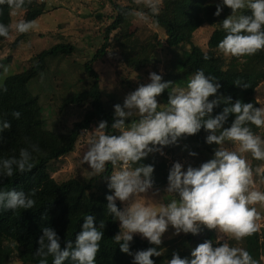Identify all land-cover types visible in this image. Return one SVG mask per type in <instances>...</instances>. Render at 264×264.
<instances>
[{
  "label": "clouds",
  "instance_id": "9594fccd",
  "mask_svg": "<svg viewBox=\"0 0 264 264\" xmlns=\"http://www.w3.org/2000/svg\"><path fill=\"white\" fill-rule=\"evenodd\" d=\"M30 0H0L11 14L22 10ZM153 15L158 14L162 0H143ZM231 9L218 28L225 35L217 49L225 57H250L264 50V0H219L214 16H220L223 7ZM140 19H145L143 15ZM37 27L34 21L18 19L14 24L0 23V37L9 38L10 31L27 33ZM204 60L210 59L205 53ZM150 82L139 85L128 93L123 103L113 105L112 132L107 131L106 121H100L90 131L80 152V161L90 168V174L101 176L107 165L112 172L107 175L106 210L113 220L119 221L115 243L121 252L133 257L132 264H154L151 257L165 251L157 250L163 234L171 227L173 234L196 235L201 228L215 230V241L206 239L191 250L190 257L181 258L176 252L167 264H258L243 247L231 246L258 231L260 215L256 204L264 205V191L255 187L254 171L243 154L264 161V137L253 133L250 126L264 129V106L242 102L218 94V79L205 75L198 69L186 85L163 81L162 76L150 72ZM234 85L247 88L239 79ZM168 90L167 103H158L157 97ZM7 91L0 87V92ZM211 97V99H210ZM223 104L220 112L213 110ZM7 114H4L6 116ZM21 113L11 116L19 119ZM233 119L224 127L229 116ZM0 116V142L3 133L10 129V122ZM205 131V143L215 144L213 154L198 167L173 162L167 175V203L156 202L146 195L153 189L154 166L141 161L149 154L164 155L165 146L176 145L183 137ZM226 142L231 147L226 146ZM39 152L36 144L19 149L18 156L0 157V179L23 174L33 168V153ZM189 156L197 155L189 151ZM261 169L255 174L259 176ZM159 192V189H156ZM35 189H0V210L32 209L36 201ZM126 206L118 208L116 201ZM94 215L87 214L75 236L74 244L66 240L61 247L60 236L50 227H43L33 256L37 264H96V255L104 237V222L94 225ZM134 234L154 245L145 250L130 252ZM215 244V246H214Z\"/></svg>",
  "mask_w": 264,
  "mask_h": 264
},
{
  "label": "trees",
  "instance_id": "16d2710c",
  "mask_svg": "<svg viewBox=\"0 0 264 264\" xmlns=\"http://www.w3.org/2000/svg\"><path fill=\"white\" fill-rule=\"evenodd\" d=\"M113 8L111 23L101 28L98 32L101 46L89 60L83 64V75L78 80L81 88L64 98L61 108L74 106L77 109H85L83 116L71 127L61 131H51L47 127L43 116L39 97L30 91V83L40 79L49 71L50 63L59 57H71L76 51V46L70 42H61L41 51L35 57L30 67L26 70L9 75L0 87L7 91L0 92V116H4L10 124V129L2 135L0 142V157L18 156L19 149L29 144H36L39 152L33 153V168L23 174H15L11 178L0 179V189L23 190L26 193L35 189L33 197L36 201L32 209H17L16 211L0 210V264H9L13 254L17 251V257L22 264H37L33 256L38 247L37 240L42 234L43 227H50L60 236L61 247L66 240L74 244L75 236L80 231V225L87 214L94 215V225L99 226L104 222V237L100 242V249L96 255V264H132L133 257L120 251L114 241L118 234L119 221L113 220L106 210V195L111 194L107 188V175L112 172V166L107 165L106 171L101 176L91 175L89 179L81 176L58 182L49 173V166L55 161L72 154L79 141L90 133L100 121H106L107 131L112 132L114 108L111 102L104 98L101 86L100 74L95 70V64L105 59L108 54L120 56L128 69V73L144 70L154 64V53L167 45L169 48L187 47L184 57L177 55L172 60V70L162 76L163 81H178L188 79L198 69H202L205 75H211L218 79L221 87L218 94L231 97L232 101L239 99L242 102H251L255 107L261 106L256 98V90L264 80V50L250 57L227 58L219 53L218 42L225 33L215 28L207 42L206 50L195 43V33L205 25H214L218 17L213 13L216 10L217 0H162L158 14L153 15L150 9L149 17L161 28L166 35L165 42L156 34L144 38L135 34L121 35L122 26L131 15L128 8H124L118 0H105ZM47 5L43 1L30 0L22 10L24 20L37 21L46 13ZM101 14L98 19H102ZM0 23L12 24L11 10L7 5L0 6ZM12 31H10L11 35ZM10 37V36H9ZM8 39V38H7ZM0 37V46L6 40ZM20 39L13 46L16 47ZM207 53L208 60L203 59ZM239 79L247 83L249 87L243 88L233 84ZM160 98L167 103L168 90H165ZM211 99V97H210ZM223 104L214 108L213 115L220 112ZM13 111L21 113L19 119L11 116ZM233 117L230 115L224 127H228ZM255 134L262 129L250 126ZM207 133L203 129L197 134L183 137L178 144L165 146L164 155L159 153L149 154L141 163L154 166L153 190L167 186V175L170 169L168 156L172 157L179 150L194 151L197 153L193 159H197L198 166L212 157L215 144L205 143ZM262 161L252 158L251 168L255 172ZM264 174V173H263ZM118 208L122 207L116 202ZM216 231L201 228L196 235L185 234L180 239L162 242L155 246L165 251L159 257H151L154 264H167L172 253L176 252L181 258L190 257L191 250L206 239L215 241ZM258 264H263L261 256L264 255V232L253 233L239 241ZM237 241L229 242L231 246ZM140 236H133L130 242V252L145 250L153 247ZM215 246V244H214ZM51 264V258H49ZM65 264H68L65 261Z\"/></svg>",
  "mask_w": 264,
  "mask_h": 264
},
{
  "label": "rangeland",
  "instance_id": "374dc122",
  "mask_svg": "<svg viewBox=\"0 0 264 264\" xmlns=\"http://www.w3.org/2000/svg\"><path fill=\"white\" fill-rule=\"evenodd\" d=\"M47 5L46 13L35 21L37 27L33 31L27 33H16L12 30L10 37L6 42L0 46V86L5 78L9 75L22 72L30 67L35 60L38 53L46 50L53 45L61 42H70L76 46V51L71 57H59L53 59L50 63L49 71L40 79L33 80L30 83V91L33 95L39 97L40 105L42 107L43 116L46 120L47 127L51 131H63L71 127L84 114L85 109H77L74 106L61 108L64 98L81 88L78 80L83 75V64L91 58L94 52L100 48L101 42L98 37V32L101 28L108 26L111 23L113 8L105 0H39ZM117 1V0H116ZM219 0H217L218 2ZM124 8L131 11L128 20L122 26L121 35L135 34L148 38L154 34L165 42V32L159 28L155 22L149 17L147 11L149 8L144 4L143 0H118ZM103 16L98 19V15ZM231 14V9L227 6L218 16L214 25H205L199 29L194 36L196 44L206 50L208 39L215 28L224 18ZM143 15L145 19H140ZM18 19H24V13L18 11L12 14V24ZM20 39L16 47L14 42ZM188 51L187 47L183 48H169L164 45L163 48L158 49L154 53V64L149 65L144 70L129 74L125 64L121 62L120 56L117 54H108L104 60L95 64V70L100 74L101 86L104 93V98L107 102H111L112 106L123 103L124 97L134 91L139 85L146 84L149 81L148 76L150 72H156L163 76L167 71L172 70V60L177 55L180 58L184 57V52ZM231 58V57H227ZM190 78V77H189ZM188 78V79H189ZM188 79H180L172 81L174 85L184 86ZM256 98L261 106H264V80L260 83L256 90ZM158 103L165 104V102L157 97ZM86 135L79 141L75 151L55 161L49 166V173L58 182L66 181L76 176H81L83 179H89L91 176L89 166L80 161V152L87 141ZM264 137V129L258 134ZM226 146L231 147L226 142ZM187 150H179L174 156H168V163L171 167L173 162H181L187 167L195 164L197 159H193L188 155ZM248 161L250 167L252 157L250 154H243ZM261 173L257 176L254 172L255 187L264 191V161L258 167ZM257 169V168H256ZM165 187L160 188L159 192L156 190H149L146 195L148 198L156 202L167 200L163 199L166 195ZM122 207L126 206L127 202L123 204L116 201ZM260 215L257 221L260 233L264 232V205H254ZM174 229H169L163 234L162 242L174 239H180L184 233L178 235L173 234ZM140 236L139 234H134ZM141 237V236H140ZM232 240H228V243ZM234 246L242 247L241 242H237ZM264 264V255L261 256ZM9 264H22L18 257L17 251L14 252Z\"/></svg>",
  "mask_w": 264,
  "mask_h": 264
}]
</instances>
